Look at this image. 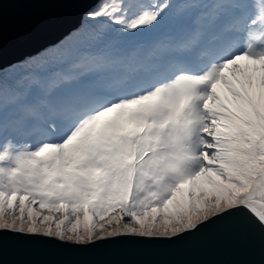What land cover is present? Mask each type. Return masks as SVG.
Segmentation results:
<instances>
[{"label":"snow or ice","instance_id":"1","mask_svg":"<svg viewBox=\"0 0 264 264\" xmlns=\"http://www.w3.org/2000/svg\"><path fill=\"white\" fill-rule=\"evenodd\" d=\"M68 36L0 63V264L211 227L264 264V0H94Z\"/></svg>","mask_w":264,"mask_h":264},{"label":"water","instance_id":"2","mask_svg":"<svg viewBox=\"0 0 264 264\" xmlns=\"http://www.w3.org/2000/svg\"><path fill=\"white\" fill-rule=\"evenodd\" d=\"M94 0H32L6 3L0 18V63H11L54 44L78 26L81 13ZM258 246V236L256 238ZM3 259L37 261L41 264H213L221 261L254 260L234 248L211 227L183 240L135 241L121 238L87 247L60 244L55 241L37 243L27 252L14 250L5 242Z\"/></svg>","mask_w":264,"mask_h":264},{"label":"rangeland","instance_id":"3","mask_svg":"<svg viewBox=\"0 0 264 264\" xmlns=\"http://www.w3.org/2000/svg\"><path fill=\"white\" fill-rule=\"evenodd\" d=\"M90 25L91 26H96L97 25V22L96 21H87L86 22V27L87 26H90ZM65 37H67V39H65ZM106 38L112 40L113 43H120V40H119V38H118V36L116 34H109V36L106 37ZM139 39H141V38H138L135 41H138ZM60 41H64L65 45L71 46L72 45V42H73V37L68 36V34H67ZM150 43H151V40H149V39H143V42L142 43H135L133 45L134 46H137V47H147ZM40 52H38V53H40Z\"/></svg>","mask_w":264,"mask_h":264}]
</instances>
